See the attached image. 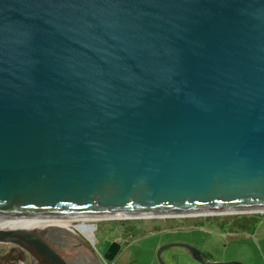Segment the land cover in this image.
I'll use <instances>...</instances> for the list:
<instances>
[{"label":"water","instance_id":"1","mask_svg":"<svg viewBox=\"0 0 264 264\" xmlns=\"http://www.w3.org/2000/svg\"><path fill=\"white\" fill-rule=\"evenodd\" d=\"M260 212L264 0H0V243L100 264L78 231L21 224Z\"/></svg>","mask_w":264,"mask_h":264},{"label":"rangeland","instance_id":"2","mask_svg":"<svg viewBox=\"0 0 264 264\" xmlns=\"http://www.w3.org/2000/svg\"><path fill=\"white\" fill-rule=\"evenodd\" d=\"M240 214H262L260 213H221L213 215H190V216H152L139 218H99L98 228L94 233V250L100 264H104V252L109 244L116 240L120 242V250L116 255L118 264H158L155 256L159 245L169 241H183L193 244L198 250L211 259H226L231 255L235 245L240 246L245 243L240 237L227 233L223 235V229L217 225L223 221H229L234 215ZM68 221L56 222L66 225ZM202 221L206 228H188L199 225ZM217 225H216V224ZM50 224L45 222L40 227ZM140 226L134 236L127 231L128 227ZM83 228V225H78ZM181 228V229H175ZM124 228V229H123ZM175 229L171 232L162 233ZM144 235V236H143ZM230 249V250H229ZM101 256H100V255ZM163 258L168 264H199L187 255L177 254L169 257V252L163 253ZM241 261V260H238ZM19 262L29 263L28 255L19 247L11 244L0 243V264H19ZM243 262V261H241ZM244 263V262H243ZM245 264V263H244Z\"/></svg>","mask_w":264,"mask_h":264},{"label":"crops","instance_id":"3","mask_svg":"<svg viewBox=\"0 0 264 264\" xmlns=\"http://www.w3.org/2000/svg\"><path fill=\"white\" fill-rule=\"evenodd\" d=\"M252 217L255 219V223L248 225V227L234 226L230 222L224 226L222 232L232 234L233 236H238L243 241L245 240V243H242L240 246L235 245L232 252H230L231 255L227 256L226 259H238L243 261L245 264H264V215L257 214L253 215ZM197 226H203V228H205L203 224ZM217 226L222 229L219 223ZM173 230L175 229H167L165 231L156 232L167 233ZM168 252L169 257H173L172 252ZM211 260L220 259L214 258Z\"/></svg>","mask_w":264,"mask_h":264},{"label":"built area","instance_id":"4","mask_svg":"<svg viewBox=\"0 0 264 264\" xmlns=\"http://www.w3.org/2000/svg\"><path fill=\"white\" fill-rule=\"evenodd\" d=\"M55 219H62V218H55ZM64 219H69L70 221L65 225V227L74 229L80 233V235L93 247L94 249V244L96 242L94 233L98 228V220L99 218H84V219H79V218H64ZM61 221V220H60ZM83 225L84 227L81 228L78 225ZM60 225V224H58ZM62 226V225H60ZM203 228V226H189L188 228ZM175 229H181L175 227ZM204 229V228H203ZM223 235L226 236L227 233L223 232ZM100 255V254H99ZM101 256V255H100ZM103 259L104 264H118V261L116 260L117 258L115 257L111 261H107L101 256Z\"/></svg>","mask_w":264,"mask_h":264},{"label":"trees","instance_id":"5","mask_svg":"<svg viewBox=\"0 0 264 264\" xmlns=\"http://www.w3.org/2000/svg\"><path fill=\"white\" fill-rule=\"evenodd\" d=\"M253 215H257V214H240V215L237 214L234 215L229 221L220 222L219 225L222 229H224V226H226L228 222H230L234 226L248 227V225L255 223V219L252 217ZM198 223L199 225L203 224L202 221H199ZM140 229H141L140 226L136 225L134 227H128L127 231L131 233V236H134L135 234L133 233H136Z\"/></svg>","mask_w":264,"mask_h":264},{"label":"bare ground","instance_id":"6","mask_svg":"<svg viewBox=\"0 0 264 264\" xmlns=\"http://www.w3.org/2000/svg\"><path fill=\"white\" fill-rule=\"evenodd\" d=\"M79 219H84V218H89V217H78ZM61 220V221H60ZM55 219V218H40V217H34V218H31L29 219L28 221L24 222L23 224H21V226L23 227H28V228H31V227H40V225L42 223H45V222H51L50 224H47V225H44V226H56L60 223H56V222H62V221H68L69 219ZM62 226H65L64 224H60ZM42 226V227H44Z\"/></svg>","mask_w":264,"mask_h":264},{"label":"flooded vegetation","instance_id":"7","mask_svg":"<svg viewBox=\"0 0 264 264\" xmlns=\"http://www.w3.org/2000/svg\"><path fill=\"white\" fill-rule=\"evenodd\" d=\"M51 223V222H50ZM171 252V251H170ZM177 255V254H176ZM172 256H175V254L172 252Z\"/></svg>","mask_w":264,"mask_h":264}]
</instances>
